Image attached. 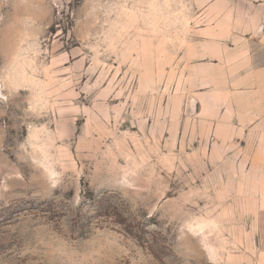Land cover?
<instances>
[{
  "label": "rangeland",
  "instance_id": "rangeland-1",
  "mask_svg": "<svg viewBox=\"0 0 264 264\" xmlns=\"http://www.w3.org/2000/svg\"><path fill=\"white\" fill-rule=\"evenodd\" d=\"M218 1L264 15V0H0V264H264L258 202L228 200L189 122L182 59ZM105 193L145 241L80 232Z\"/></svg>",
  "mask_w": 264,
  "mask_h": 264
},
{
  "label": "crops",
  "instance_id": "crops-1",
  "mask_svg": "<svg viewBox=\"0 0 264 264\" xmlns=\"http://www.w3.org/2000/svg\"><path fill=\"white\" fill-rule=\"evenodd\" d=\"M209 10L182 59L195 112L189 122L228 200L258 202L259 214L245 216L264 217V15L251 9L245 18L225 1Z\"/></svg>",
  "mask_w": 264,
  "mask_h": 264
},
{
  "label": "trees",
  "instance_id": "trees-1",
  "mask_svg": "<svg viewBox=\"0 0 264 264\" xmlns=\"http://www.w3.org/2000/svg\"><path fill=\"white\" fill-rule=\"evenodd\" d=\"M85 207L87 208H80L74 218V224L80 229L81 233H85L90 221H98L108 225L119 226L141 242L146 240L145 234L147 233L140 230L134 231V226L129 222L124 212V203L115 200L113 194L105 193L99 197H94L85 204Z\"/></svg>",
  "mask_w": 264,
  "mask_h": 264
}]
</instances>
